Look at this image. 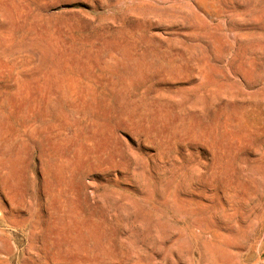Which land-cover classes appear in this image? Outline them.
I'll list each match as a JSON object with an SVG mask.
<instances>
[{
    "label": "rangeland",
    "instance_id": "374dc122",
    "mask_svg": "<svg viewBox=\"0 0 264 264\" xmlns=\"http://www.w3.org/2000/svg\"><path fill=\"white\" fill-rule=\"evenodd\" d=\"M0 264H264V0H0Z\"/></svg>",
    "mask_w": 264,
    "mask_h": 264
}]
</instances>
